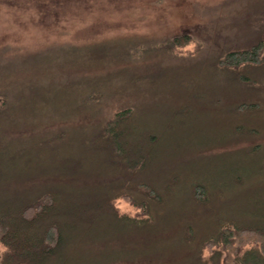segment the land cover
I'll list each match as a JSON object with an SVG mask.
<instances>
[{"label": "trees", "instance_id": "obj_1", "mask_svg": "<svg viewBox=\"0 0 264 264\" xmlns=\"http://www.w3.org/2000/svg\"><path fill=\"white\" fill-rule=\"evenodd\" d=\"M259 9L258 17L248 22L257 28L258 36L244 47L219 52L212 60L215 71L227 73L229 85L243 97L264 94V0ZM193 39L176 35L152 44L134 36L116 37L85 44V49L104 45L111 51H92L98 54L95 57L86 53L85 60L107 59L115 64L102 67H125L145 59L147 52L170 54L175 46ZM7 50L0 47V264H123L119 257L95 259L92 252L103 243L134 238L121 235L124 227H117L125 219L148 221L159 209L178 205L177 200L209 209L218 225L215 235L200 243L181 238L192 251L188 264H226L223 250L238 235L242 247L253 245L235 252L229 264H264V145L255 142L261 138L260 129L246 121L263 107L245 98L230 106L227 133L217 138L219 142L193 152L210 153L209 173H205L189 165L195 155L183 153L182 163L167 155L174 148L163 146L166 136L140 123L131 106L100 116L95 127L86 131L73 133L61 126L82 120L66 117L64 109L74 102H66L63 89L39 85L25 75L11 77L10 59L18 55H6ZM250 74L262 77L256 81ZM90 94L77 104L95 107L104 96ZM53 107H58V116H52ZM163 128L171 135L168 142L174 143L172 136L177 133H170L172 126ZM256 161L257 167L244 168ZM118 198L138 212H120L115 206ZM214 245L220 251L202 258L204 248Z\"/></svg>", "mask_w": 264, "mask_h": 264}, {"label": "rangeland", "instance_id": "obj_2", "mask_svg": "<svg viewBox=\"0 0 264 264\" xmlns=\"http://www.w3.org/2000/svg\"><path fill=\"white\" fill-rule=\"evenodd\" d=\"M259 2L0 0V47L8 48L6 55H18L10 59L8 71L12 73L11 77L17 74L23 78L25 75L39 85L58 88V91L63 89L61 95L66 97V102H74L73 107L64 109L68 111L66 117L80 116L82 120L61 126L68 127L73 133L86 131L95 127L100 116L107 117L109 113L131 106L139 115L140 123L156 127L166 136L163 146L170 144L174 148L167 155L172 154L174 160L181 163L186 158L182 157L183 153L195 155L189 165L201 167L202 171L209 173L210 153L200 156L204 153L193 152L219 142L217 138L221 139L227 133L231 121L228 115L230 106L245 98L244 101L255 102L264 109V94L243 97L240 90L229 85L227 73L220 75L215 71L216 65L212 61L219 52L244 47L258 36L257 28L249 23L251 18L258 17ZM176 35L195 39L182 47L175 46L170 54L147 52L145 59L125 67H102L115 64L107 59L85 60L86 53L95 57L98 54L92 51L104 53L109 50L104 45L85 49L88 43L134 36L141 42L148 40L154 44ZM252 77L259 81L262 75L259 74L257 79L255 75ZM89 93L92 96L103 93L104 96L93 105L95 107L84 108L77 104ZM74 97L76 101L71 100ZM57 108H51L52 116H58ZM263 111L260 109L257 115L246 118V121L260 129L261 138L255 142L264 145ZM167 125L173 128L171 134L177 133L172 136L174 143L168 142L171 135H167V128H163ZM55 127L60 126L52 128ZM214 139L216 141L211 143ZM262 151L264 154V147ZM257 161L247 163L244 168L257 167ZM176 203V206L159 209L157 215L148 221L143 218L135 223L125 219L117 225L124 227L121 235L136 236L122 242L98 245L92 256L95 259L109 258V261L119 257L123 264H188L192 251L188 244L180 241L181 238L187 243H200L214 236L218 225L209 209L192 208L178 200ZM115 206L120 212L132 215L138 212L123 198H118ZM111 226L115 229L114 224ZM186 230H191L192 234H186ZM238 236L229 243V248L223 250L221 257L226 264L235 252H244L253 245L249 242L242 247ZM216 245L204 248L202 258L207 259L210 251L212 254L219 252L220 247ZM102 247H105L103 254ZM2 249L0 244V254Z\"/></svg>", "mask_w": 264, "mask_h": 264}]
</instances>
